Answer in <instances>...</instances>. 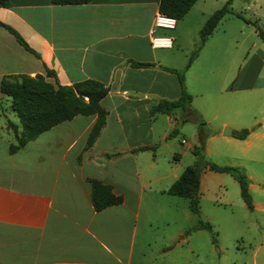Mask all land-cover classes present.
Listing matches in <instances>:
<instances>
[{"label": "crops", "instance_id": "obj_1", "mask_svg": "<svg viewBox=\"0 0 264 264\" xmlns=\"http://www.w3.org/2000/svg\"><path fill=\"white\" fill-rule=\"evenodd\" d=\"M247 1L253 17L230 6L186 67L194 33L211 12L206 0H195L181 17L191 14L194 22L173 18L171 28L154 24L157 0H8L0 6V21L31 48L0 25V78L49 68L52 84L91 78L106 87L99 99L104 123L87 148L94 113H76L14 152H8L14 133L6 121L17 130L20 124L0 92L9 108L6 115L1 107L0 121V264H211L215 216L205 205H235L241 222L258 226L264 215V37L235 12L264 31V0ZM154 35L169 36L170 45L152 46ZM176 70L190 94L188 108L151 111L158 100L179 96ZM180 116L187 120L177 125L174 141L178 131L168 133ZM196 116L206 132L203 157L244 173L251 207L228 172L207 164L199 172L197 213L185 197L165 192L194 160ZM244 127V137L233 135ZM89 178L108 184L120 201L94 210ZM199 219L210 228H192ZM153 227L161 229L158 237Z\"/></svg>", "mask_w": 264, "mask_h": 264}, {"label": "trees", "instance_id": "obj_2", "mask_svg": "<svg viewBox=\"0 0 264 264\" xmlns=\"http://www.w3.org/2000/svg\"><path fill=\"white\" fill-rule=\"evenodd\" d=\"M53 4H77L87 2L88 0H49ZM195 0H157V12L174 19L181 18ZM230 0L218 8L214 9L203 21L198 30V38L189 52L184 67L188 66L196 56L198 49L202 45L205 37L212 31L220 17L231 11ZM8 0H0V6H6ZM244 21L250 22L256 28L259 36L264 37V31L261 30L255 21L243 17L239 12H235ZM12 32L16 40L25 48L31 50L22 37L14 31L9 25L0 21ZM37 56L38 54L34 52ZM135 64H147V62H134ZM180 86V94L177 98L158 100L150 107L151 111H161L171 113L175 109L184 111L189 106L190 94L186 92L183 85L182 70H176ZM53 75V71L45 68L44 73H35L27 75L24 73L6 74L0 78V92L9 97L10 107L18 118L20 128L7 120L6 127L11 128L14 133V141L8 143V152H14L19 149L26 141L34 138L41 131L50 126L71 118L76 113L95 114V119L89 128L83 148H87L95 136L98 134L106 110L100 106L99 99L106 93V87L95 79L86 78L74 81L70 84H52L46 79V76ZM187 120V117L180 116L175 120L174 126L170 129L169 135H174L177 125ZM197 123V143L191 148L194 154L192 163L183 167L179 175L168 185L165 192L173 195L185 197L190 211L198 212V183L199 172L206 166L216 171L228 172L238 183L239 195L248 207H251L250 196L247 191L246 178L238 167L229 164H216L207 161L202 154L203 140L206 132H201L200 125L203 124L199 118L195 119ZM248 128H240L233 132L238 138L244 137ZM90 200L94 210L101 209L107 205L118 203L120 196L112 193L110 186L95 178H89ZM210 228L207 221L199 219L192 228Z\"/></svg>", "mask_w": 264, "mask_h": 264}, {"label": "rangeland", "instance_id": "obj_3", "mask_svg": "<svg viewBox=\"0 0 264 264\" xmlns=\"http://www.w3.org/2000/svg\"><path fill=\"white\" fill-rule=\"evenodd\" d=\"M206 1L207 7L205 8H208L211 12L225 2V0ZM210 1L212 2L210 3ZM230 6L237 11L243 12L250 18L253 17L252 11L254 10V6L247 0H231ZM188 15V18H181L179 23H183L186 19H188L189 23L194 22L195 16ZM194 34L198 38L196 31ZM6 105V101H0V121H2L4 113V111H1V107H4L6 109L5 114H8L9 108ZM177 129L178 133L171 137L174 141L180 137V130L178 127ZM189 139L192 140V137H189ZM228 192L231 196L233 195V198L237 195V192H232L230 187L228 188ZM177 198L184 199V197ZM172 204L175 206V203ZM205 209L210 210V213L215 216L213 221L215 225L211 226L210 231L212 240L211 264H264V237H262L264 232V215L258 217V226L255 227L253 225L251 228L246 222L240 221V213L242 211H239V208L235 205L219 204L212 206L208 204L205 205ZM216 220H218V223ZM180 223L182 222L180 221ZM174 225L175 223L173 222L172 226ZM160 230V228L155 229L153 227L151 229L153 231L151 233L152 236L156 237ZM218 246H220V250H217Z\"/></svg>", "mask_w": 264, "mask_h": 264}, {"label": "built area", "instance_id": "obj_4", "mask_svg": "<svg viewBox=\"0 0 264 264\" xmlns=\"http://www.w3.org/2000/svg\"><path fill=\"white\" fill-rule=\"evenodd\" d=\"M154 24L156 26L171 28L174 24V20L172 17L158 14L155 16ZM170 43L171 39L166 35H154L151 37L152 46H169Z\"/></svg>", "mask_w": 264, "mask_h": 264}, {"label": "water", "instance_id": "obj_5", "mask_svg": "<svg viewBox=\"0 0 264 264\" xmlns=\"http://www.w3.org/2000/svg\"><path fill=\"white\" fill-rule=\"evenodd\" d=\"M222 133H223V134H229V133H230V129H229L228 127L224 126V127L222 128Z\"/></svg>", "mask_w": 264, "mask_h": 264}]
</instances>
